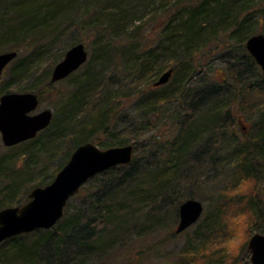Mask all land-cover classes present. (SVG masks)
Here are the masks:
<instances>
[{"label":"trees","instance_id":"trees-1","mask_svg":"<svg viewBox=\"0 0 264 264\" xmlns=\"http://www.w3.org/2000/svg\"><path fill=\"white\" fill-rule=\"evenodd\" d=\"M249 1L254 0H161V8L153 9L160 0H0V50H29L25 58L5 70H9V78L3 86L0 81V95L11 91V82L30 76L41 104L56 84L51 82V68L37 76L34 67L45 56L52 65L61 59L63 53L57 56L55 51L61 39L73 36L68 46L72 47L82 41L81 35L93 34L105 43L97 44L100 52L92 56L84 77L70 83L72 91L50 127L35 139L12 147L23 149L24 161L7 176H1L5 170H0V210L23 205L29 201L31 189L52 183L66 164L48 177L45 172L50 160L61 157L69 161L84 143L101 148L135 146L132 164L89 181L93 184L90 194L70 217L64 216L50 230L23 234L0 245V264H59V254L70 247L102 256L115 247L120 251L127 246V240L119 243L128 231L141 221L152 226H159L164 218L174 221L172 216L178 217L181 203L196 199L200 188L209 190L211 198L208 211L194 225L193 243L175 262L164 264H250L246 242L242 263L240 257L219 247L233 236L227 220L230 204L245 208L252 233L264 231V111L258 110L252 135L244 136L235 128L234 108L245 110L249 84L259 80L264 85L260 66L246 49L250 37L246 28L252 20ZM152 9L173 12L159 28L156 44L141 47L133 38ZM222 37L229 44L233 41L228 46L243 54L229 69L234 71L228 77L232 83L227 86L207 80L191 86L197 68L204 66L203 59L197 62V54L211 44L218 45ZM107 49L115 50L117 61L135 84L133 89L104 84L110 64ZM92 65L101 69L95 71ZM170 69L174 72L171 81L155 88L157 79ZM143 82L150 89L145 94L138 91ZM134 95L136 109L149 124L170 104L183 108L175 136L158 139L149 156H143L136 142L116 127L119 115L112 108L114 101ZM50 177L53 180L47 181ZM249 181L255 182L249 194L229 195ZM82 190L85 186L72 199H80ZM69 208L70 204L65 215ZM49 241L54 244L51 254L45 251Z\"/></svg>","mask_w":264,"mask_h":264},{"label":"rangeland","instance_id":"rangeland-1","mask_svg":"<svg viewBox=\"0 0 264 264\" xmlns=\"http://www.w3.org/2000/svg\"><path fill=\"white\" fill-rule=\"evenodd\" d=\"M242 2L247 3V0H242ZM160 3L161 0L158 2V4L154 5L153 9L161 8ZM249 4L252 6V8L249 10L248 14L252 16V20L246 28V34L250 35V37L256 34H264V0L249 1ZM164 9L162 11L155 10L156 12L153 10L140 24L135 23V25L139 24L141 28L135 35V38H133L135 41L134 44H137L141 47L156 44L159 28L163 22H166L169 19L171 13L173 12H167L164 11ZM153 15H155L154 18H152ZM131 30L129 32H131ZM72 38L74 37L71 35L66 36L60 40L58 45L55 46L57 47L55 48L57 56H60L62 55L61 53H63V56L57 63H59L64 58L66 52L71 48L68 46L72 44ZM81 40L82 41L80 43L85 45L89 54L88 62L82 66L80 70L75 72L71 78L55 83L56 85L54 89L44 95L43 101L39 108L32 114H37L43 110H51L53 114L56 115L59 111L60 105L67 101V98L72 91L70 83L78 82L84 77V73L90 69V61L92 56L100 52V50H98L97 44H105L103 40L97 41L93 34H83L81 35ZM118 42L121 45L128 44L126 41L125 44L124 41ZM232 43L233 41L230 44ZM230 44L227 42L225 37H222V40L218 45L211 44V46L197 54V62H200V60L203 59L202 64H204V66L200 67L199 69L197 68L196 71H198V73L195 74V76L189 82L191 86L196 87L199 83L207 80H211L222 85L226 84L227 86L229 83H232V79L230 80L229 78L230 73L234 75V71L229 72V69H231L233 64L242 59L243 54L237 49L230 48L228 46ZM107 50L110 55V64L104 73V84L110 83L113 86L118 84L126 91L133 89L135 84L131 81L132 79L128 78L127 74L123 71L122 63L117 61L116 55H114L116 53L115 50ZM8 51V49L0 50V54ZM15 51L18 52V57L14 63L12 62L10 68L17 61L27 56L28 53L26 51L29 52V50H25L22 47L17 48ZM57 63L52 65L50 57L45 56L38 62L36 67H34L36 68V75L39 76L42 71L48 70L50 68L53 70ZM92 68L95 71L101 69L99 65H95ZM113 70L115 71L113 72ZM8 72L9 70L5 71L3 74L2 86L8 81ZM256 81L257 76H255L253 79L254 83ZM258 81L255 84H249V94L246 97L244 103L245 110H240L237 105V107L235 106L234 108L235 128L244 136H250L253 134V132L256 130V123L259 117V113L257 112L259 109L264 111V85ZM33 85V79H31L30 76H26L17 81L11 82V91L9 93H36V91L33 90ZM149 90V87H147L144 82L139 85L138 91H143L145 94ZM136 99L137 96L134 95L125 99L119 97L114 101L112 108L114 111H118L119 115V119L117 118L119 121L117 122L116 127L118 131H121V134L125 133L132 138L131 140L133 142H136L137 148H139V151L143 156H149L151 153H154L156 141L158 139L166 141L175 136L177 121L183 112V108L177 103L170 104L165 109H163V111H161L158 118L155 119L154 122H151L152 124H149L136 109ZM252 112H254V114ZM250 113H252L251 115L253 116H250ZM58 119H61L60 115L58 116ZM142 124H145L144 128L139 129ZM100 136L102 137L103 135ZM105 140L106 137H104V141ZM22 150L23 149H12L5 147L0 134V161L3 163L2 164L0 162V170H5L4 172L6 173H2L1 176H7L9 174L8 171H10L15 166L16 168L22 167V163L24 161ZM159 153L160 151L158 154ZM64 162L67 164L68 160L66 161L65 158L61 157L55 158L54 160L51 159L49 162L50 165L48 166L47 172H45V174L49 177L53 173V170L57 169ZM41 164L44 163L41 162ZM99 178H101V176ZM50 180H53V178L50 177L47 179V181ZM91 185L93 184L89 182L85 185V190H82L80 199L70 200V208L68 213L65 215L66 218L74 214L81 206L82 200L90 194L91 188L89 187H91ZM254 186L255 182H245L236 190V192H234V194L229 195L234 196L237 192L238 195H247L250 191L255 189ZM33 189L30 190V193ZM198 193L199 196L196 198V200L203 203L205 215L208 211L207 206L210 202L211 193L209 190L206 192V189L204 188H200ZM25 203H23V205ZM243 211H245L243 206L230 204V212L228 213L227 220L228 226L231 228L233 236L223 243L222 246H219L227 251L231 256L240 257V262L242 257H244V252L242 251L244 242H246L248 246L249 240L254 234H264V231H253L252 233V221ZM172 219H174V221H169V219L164 218L159 226H152L149 225L151 224L150 222L142 223L141 221L139 226L133 228L134 230L127 232V238L123 236L124 238L121 239V242L119 243L120 245L123 243L126 244L124 240L128 241L125 248L120 251H116L117 247H115L111 251L106 252L103 256L94 253L89 254L87 251L78 252L77 248L70 247L65 249L66 251L64 253L61 252L59 254V257L62 258V262H59V264H79V262L80 264H164L166 262H175L177 260V256L186 252L189 245L193 243V231L195 230V226L181 235H175L176 227L179 223V212L178 217L175 218V216H172ZM152 227L154 228L151 229ZM48 243V248H46L45 251L51 254L54 244L51 241Z\"/></svg>","mask_w":264,"mask_h":264},{"label":"water","instance_id":"water-1","mask_svg":"<svg viewBox=\"0 0 264 264\" xmlns=\"http://www.w3.org/2000/svg\"><path fill=\"white\" fill-rule=\"evenodd\" d=\"M246 49L260 66L264 76V34L251 36ZM18 57V52L0 54V81L6 68ZM89 60L83 43L73 45L51 73V82L66 80ZM173 70L164 72L154 87L167 85ZM40 106L36 93H4L0 96V134L5 147L12 148L35 139L52 124L54 114L43 110L32 114ZM133 144L101 149L92 142L77 147L67 164L59 171L54 181L45 187H36L30 200L16 207L0 210V245L6 241L37 230H50L64 217L70 200L96 176L119 166L133 163ZM204 205L196 199H187L179 207V223L175 234L181 235L196 225L204 214ZM250 264H264V234H254L248 243Z\"/></svg>","mask_w":264,"mask_h":264}]
</instances>
